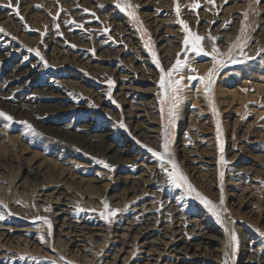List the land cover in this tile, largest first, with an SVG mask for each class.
Masks as SVG:
<instances>
[{
  "label": "rangeland",
  "instance_id": "rangeland-1",
  "mask_svg": "<svg viewBox=\"0 0 264 264\" xmlns=\"http://www.w3.org/2000/svg\"><path fill=\"white\" fill-rule=\"evenodd\" d=\"M178 2L179 18L191 30L217 38L214 42L205 39L207 51L215 43L221 52L227 53L231 48L232 54L242 61L220 69L212 87L223 153L209 98L198 80L191 81L193 85L187 80L189 75H204L212 65L211 57L189 54L191 68L196 71L184 69L179 74L188 85L183 90L185 94H181L183 99L172 129L171 148L180 169L199 192L217 205L223 196L220 214L225 223H219L184 189L169 184L161 162L145 147L162 151L167 108L162 116L160 71L144 45L150 38L165 70L175 62L184 38L175 12L177 0H131L138 6L136 11L147 35L116 7V0H19L23 20L12 8L0 7V27L4 29L0 32V65L10 61L31 70L29 77L26 74L23 78L29 79L31 88L52 93V116L69 118L58 117L47 123L51 127L47 130L37 128L29 117L0 107V111L14 118L9 122L0 117V264H223L228 239L225 227L234 229L239 240L230 264H261L254 260L264 259V0H215V6L199 0L200 7L195 10L189 7L194 0ZM7 3L8 0H0V5ZM12 4L15 7L16 0ZM244 12L248 13L247 21ZM242 22L247 26L244 33ZM105 28L109 31L105 32ZM221 28L225 36L218 30ZM227 36L234 37L226 42L228 49L223 51L221 44ZM237 37L247 38L243 56L236 47ZM30 49H38L43 61ZM180 58H184L183 53ZM109 79L114 82L111 89ZM129 85L137 88L125 94L128 90L122 89ZM138 101L144 109L140 112L146 115L137 121L135 116L130 119L127 111L130 104ZM76 105L79 106L70 110ZM132 113L135 115V108ZM75 118L88 125L94 135H108L110 141L122 138L125 161L114 164L109 158L57 137ZM151 119L161 127L156 141L134 130L140 120L150 124ZM20 121H27L35 132ZM121 122L126 127L121 128ZM208 136L209 142L202 141ZM240 147L242 150H237ZM239 152L241 156L235 157ZM221 155L226 164L219 162ZM203 158L209 163H198ZM191 159L197 160L193 163ZM100 161L114 167L105 168ZM38 165L47 168L46 177L36 173L34 167ZM143 176L150 179V185L142 184L134 190L122 182L135 177L144 179ZM105 199L111 208L122 210L111 223L99 215ZM46 200L62 204L49 206ZM78 206L85 211H78ZM37 217H47L51 229ZM133 219L136 225L150 222L160 231L145 238L136 230L115 229L118 225L127 226V221ZM83 224L105 230L85 229ZM71 226H76L77 231ZM201 226H214L206 229L205 235L210 238H196L205 230ZM134 236L140 238L133 242ZM174 238L182 241L167 249L166 243H173Z\"/></svg>",
  "mask_w": 264,
  "mask_h": 264
},
{
  "label": "snow or ice",
  "instance_id": "snow-or-ice-1",
  "mask_svg": "<svg viewBox=\"0 0 264 264\" xmlns=\"http://www.w3.org/2000/svg\"><path fill=\"white\" fill-rule=\"evenodd\" d=\"M208 4H212L215 6V0H206ZM225 3H227V0H224ZM258 2V0H256ZM0 7H9L12 8L15 15L19 16L21 20H23V16L20 15L19 10V0H16V6L13 7L12 0H8V3L6 5H0ZM102 7V5H101ZM116 7L120 9L122 12H126L127 15L137 23L140 30L143 31L147 35V29L143 27L142 21H140V18L137 14L136 8L137 5H134L131 3V0H116ZM189 7L193 10L199 9L200 3L199 0H194L192 4L189 5ZM85 12H88L89 9H84ZM175 12L178 17V23L182 26V31L184 33V38L182 41V48L180 52L176 54V60L175 62L169 67L167 70H165L161 66L160 60L157 58V53L153 51L152 43L150 38L145 42V48L148 49V51L151 53L153 63L156 64V66L159 68L160 71V79H159V86L161 91L160 95V105H161V113L162 116L165 113V108H167V119L164 123L163 128V143H162V151H156L147 145L145 147L149 152H151L155 157L159 159L161 162L160 166L164 172H166L168 177V183L176 188L184 189V192L187 196H194L195 199H197L204 207L216 218V220L224 224L225 221L222 218L220 214V209L224 204L223 196H221L219 205L214 203L212 200H210L208 197L204 196L201 192H199L190 182L182 170L179 167L178 162L174 158V154L172 152V129L175 126V121L177 119V110L179 108V105L183 99L182 92L187 87L183 81L185 80V77L183 75H179L184 69H188L190 72H195V69L191 68V60L189 58V54H192L194 56H208L211 57L212 65L210 68H208L207 72L204 75H198L193 74L189 75L187 77V80L189 82L191 81H199V83L203 86L204 93L209 98V103L211 105L212 112L216 115L217 121H216V135H217V141L219 143L220 152L223 153V143L221 140L222 137V131L219 121V112L215 107V102L212 94V87L215 83V78L220 71V69L224 68L227 64L230 63H241L242 61L238 60L233 54L232 49L230 48L227 53L221 52V50L213 43L212 50L207 51L203 45V42L205 39L215 41L217 38L211 36L210 34L205 37L199 35L196 31L191 30L189 24L183 20L180 19V13H181V7L177 0V3L175 4ZM93 16H95V13H92ZM245 17V21L248 19V13H243ZM98 19V17H97ZM74 23V21H73ZM57 28H59V24L56 25ZM77 27H82V25L77 24ZM246 24L242 22V28L241 32L244 33L246 31ZM105 32H108L109 29L105 28ZM0 32H4V29L0 27ZM247 44V38L244 37L243 39L241 37H237V44L236 47L239 49L240 55L244 54V48ZM73 47H75L73 45ZM30 51H34L35 54L40 57V59L43 61V56H41V53L38 49H30ZM94 51V50H93ZM181 53H183V59L180 58ZM247 59H251V57H247ZM45 66L47 67V62L44 61ZM177 75H179V79H177ZM109 88L113 87L114 82L109 79L107 81ZM109 98L111 99V92L108 93ZM115 103V101H113ZM0 117H4L6 121H13V117L5 112L0 111ZM19 123L26 125V127L30 130L35 132V129L31 124H29L27 121H20ZM121 128L126 127L123 122L119 125ZM104 164L105 168L111 169L114 166H110L106 161H100ZM221 164H226L227 161L224 159L223 155L220 157ZM170 165V168L168 167ZM223 172L220 173L221 179L223 178ZM6 207V205H5ZM78 211H85V209L80 208L78 206ZM227 211L226 209H224ZM89 211L95 212V209H89ZM122 210L117 208H111L108 201L105 199L103 201V209L99 212V215L101 218H103L105 221L111 223L112 218L116 217ZM0 219H3V216H0ZM37 220H43L45 224L48 225L49 230L51 229V222L47 219V217H37ZM225 232L228 237L226 242V251H225V260L223 261V264H230V261L234 258L239 245L238 235L234 229L229 230L227 227H225ZM261 235H264V232L261 233ZM227 249H230L231 251H228ZM68 264H72L71 261L68 262Z\"/></svg>",
  "mask_w": 264,
  "mask_h": 264
},
{
  "label": "bare ground",
  "instance_id": "bare-ground-1",
  "mask_svg": "<svg viewBox=\"0 0 264 264\" xmlns=\"http://www.w3.org/2000/svg\"><path fill=\"white\" fill-rule=\"evenodd\" d=\"M14 1V0H13ZM145 6V5H144ZM26 8V7H25ZM6 9V8H5ZM26 10H28V6L26 8ZM75 10V9H74ZM186 13V12H185ZM192 14V13H191ZM241 14V13H240ZM152 16V15H151ZM81 18V17H80ZM201 22V21H200ZM239 22V21H238ZM208 25V24H207ZM238 25H236L237 27ZM199 27V26H198ZM223 35H224V32L223 31V28L221 29H218ZM225 30V29H224ZM235 30V29H234ZM236 30H238V28H236ZM214 32V31H213ZM237 32V31H236ZM235 32V33H236ZM227 34V33H226ZM225 36V35H224ZM179 37V36H178ZM228 38L224 39L221 46H222V50L223 51H227L228 47L225 46L226 42L230 43L231 42V39H233L234 36L230 37V36H227ZM161 39V38H160ZM164 39L162 38L161 41H163ZM172 40V39H171ZM6 44V43H5ZM163 45V44H162ZM164 47V46H163ZM4 48V47H3ZM11 48V47H10ZM55 49V48H54ZM6 50V49H5ZM4 50V51H5ZM15 50V49H13ZM62 50V49H61ZM169 51V50H168ZM12 52H15V51H12ZM145 53V52H144ZM170 54V53H169ZM12 55V54H11ZM173 55V54H172ZM169 56V55H168ZM2 57V56H1ZM8 58V56H6ZM3 60V59H2ZM1 60V61H2ZM9 60V59H8ZM12 60V59H10ZM199 60V58H198ZM16 61V60H15ZM192 62V61H191ZM198 62V61H197ZM204 64V62H203ZM195 66L197 65L194 64ZM26 67V66H25ZM35 69V68H34ZM36 70V69H35ZM31 70H28V69H24L23 66H19V65H14L13 63H11L10 61H7V62H2L1 65H0V107H3L7 110H9L11 113H16L18 115H21V116H25V117H29L30 120L34 121L35 123V126H37V128H45V129H49L51 127L47 126V123L51 122V121H54L55 119H57L59 116H52V112L54 114V111L55 109H53V106L50 104V98L54 97L52 95V93H50L49 91H47L46 89H42V90H39V89H33L31 88L30 86V83H28V80H26L28 77H29V73H30ZM27 75V78L24 79L23 77ZM143 77V76H142ZM33 78V77H32ZM145 78V76H144ZM36 79V78H35ZM13 80H15L14 82H12ZM149 81V80H148ZM187 81V80H186ZM28 83V84H25V83ZM34 83V82H33ZM191 83V82H190ZM37 84V83H35ZM188 85V83H186ZM192 84V83H191ZM34 85V84H33ZM193 85V84H192ZM190 86V85H189ZM188 86V87H189ZM137 87L135 86H131L129 85V87L127 88H123L122 90H128L125 91V94H129L131 90H134L136 89ZM190 89H192L193 87H189ZM187 89V88H185ZM184 89V90H185ZM196 89V88H195ZM141 90V89H140ZM139 90V91H140ZM189 90V89H188ZM197 90V89H196ZM86 91V90H85ZM187 91V90H186ZM141 92V91H140ZM143 92V91H142ZM141 92V93H142ZM192 92V91H191ZM191 92L189 94H191ZM194 92V90H193ZM192 92V93H193ZM122 93V92H121ZM183 94H185V91H183ZM188 95V93H187ZM8 98H11V99H8ZM53 100V99H52ZM99 100V99H98ZM103 100V99H102ZM104 101V100H103ZM53 102V101H52ZM102 103V101H100ZM105 102V101H104ZM107 102V101H106ZM152 102V101H151ZM145 103V102H144ZM55 104V103H54ZM53 104V105H54ZM58 104V103H56ZM142 103L138 101V103H135V104H130L131 105V108L127 111L128 113V117L130 119L136 118V120L138 121L137 118H143L146 114H143V112H140L142 110H144L143 108H141V105ZM79 105H76L75 107H71L70 110H72L73 108H77ZM147 107V106H146ZM57 108V107H56ZM133 108H135V115H133ZM152 110L154 109V107L151 108ZM6 110V111H7ZM77 110V109H76ZM82 110V109H81ZM103 111V110H102ZM158 112V111H157ZM107 113V112H106ZM80 114V113H79ZM14 116V115H13ZM79 116V115H78ZM15 117V116H14ZM69 118V117H66V116H60L59 118L60 119H63V118ZM152 118V117H151ZM27 119V118H26ZM59 119V120H60ZM65 120V119H64ZM81 119L80 118H75L74 120H72V122H68L66 125H65V128H63L57 135V137L61 138L62 140H65L67 143L71 142V143H74V144H77V145H80L83 147V149L85 148L86 150H88L89 152L97 155V156H101V157H104V158H109L110 161H112V163L114 164H120L122 161H125L124 160V157H123V152H125L126 150L125 149H121V144L124 142L122 141L123 139L122 138H119V139H115L113 141H110L108 139V135H94L92 134L90 131H89V128H88V125L86 124H81ZM135 120V119H134ZM61 121V120H60ZM141 121V120H140ZM138 122L135 126H134V130L135 132H139L140 135H143L147 138H150L151 140L153 141H156L157 138H159L160 134H161V127L159 126V123L157 122V120L155 121H152L151 119V123L150 124H145V123H142V122ZM128 122H132V120L128 121ZM127 123V122H126ZM49 132V131H48ZM51 132V131H50ZM56 132H58L56 130ZM209 139H211L210 136H208L207 138L202 139V141H208L209 142ZM258 141V140H257ZM213 142V141H212ZM206 143V142H205ZM204 143V144H205ZM252 143H254L252 141ZM65 145V144H63ZM245 145V144H244ZM56 148V147H55ZM66 148V147H65ZM244 148V146L242 147ZM242 148L240 147L239 149L237 150H242ZM254 148V147H253ZM69 150H70V147H69ZM67 151V150H66ZM76 151V150H75ZM72 152V150H71ZM246 152V151H244ZM70 153V152H69ZM77 154V152H74ZM72 154V153H71ZM207 155V154H206ZM243 155V153H242ZM78 156V155H77ZM238 156H241V152L239 153H235V157H238ZM79 158V157H78ZM136 158V157H135ZM137 159L141 160L140 157H137ZM144 159V158H143ZM198 159V158H197ZM197 159H191V161L194 163L196 162ZM128 160V159H127ZM136 160V159H135ZM134 160V161H135ZM211 161V160H210ZM127 162V161H126ZM132 162V161H131ZM145 162V161H144ZM152 162V161H151ZM209 163V160L207 161V159H200L198 160V163H202V164H206V163ZM123 163V162H122ZM125 163V162H124ZM136 163V162H134ZM213 163V162H211ZM42 164V163H41ZM112 164V165H114ZM146 164V163H145ZM208 165V164H207ZM55 166V165H54ZM144 166V165H143ZM148 166V165H147ZM200 166V165H199ZM210 166V165H209ZM195 167V166H194ZM36 169V173L38 175H41L42 177H46V172L48 171L47 168L43 165H38V166H35L34 167ZM147 168V167H146ZM152 169V168H151ZM193 169V168H192ZM149 170V169H148ZM54 171V170H52ZM146 171V170H145ZM158 171V170H157ZM50 172V171H49ZM149 172V171H148ZM211 172V171H210ZM154 173V172H153ZM62 174V173H61ZM55 175V174H54ZM146 175V174H145ZM144 175V176H145ZM143 176V177H144ZM150 176V175H149ZM155 176V174H154ZM51 177V176H50ZM54 177V176H53ZM52 177V178H53ZM147 177V176H146ZM151 177V176H150ZM149 177V178H150ZM148 178V177H147ZM33 181V180H32ZM52 181V180H51ZM123 183H125L127 186L129 184V186L131 187H134V190L135 188H137L136 186H139L141 187V185H150L151 181L150 179H146L144 177V179H140V178H136L133 179V180H123L122 181ZM51 183V182H49ZM78 184V183H77ZM49 184H46L44 186H48ZM43 186V185H42ZM162 186V185H161ZM144 188V187H143ZM141 188V189H143ZM166 188V187H165ZM139 188V190H141ZM146 189V188H145ZM132 190V189H131ZM129 191V190H128ZM162 193V192H161ZM145 195V194H144ZM142 198V196H141ZM47 202H49V206H50V203H55V204H62V202L60 201H54V200H46ZM141 201V200H140ZM66 203V202H65ZM67 204V203H66ZM142 204V203H141ZM64 205V204H63ZM68 205V204H67ZM60 209H62L60 207ZM63 210H66V209H63ZM50 211V210H49ZM146 211V210H145ZM152 211V210H151ZM66 212V211H65ZM68 213V212H67ZM51 215V214H50ZM145 215V214H144ZM147 215V213H146ZM56 216H59V215H56ZM143 217V216H142ZM92 218V217H91ZM90 218V219H91ZM175 218V216H174ZM115 219V218H114ZM149 219V218H148ZM68 220V219H67ZM142 220V219H141ZM178 220V219H176ZM123 221V220H122ZM147 221V220H146ZM162 221V220H161ZM159 221V222H161ZM95 222V221H94ZM119 222V221H118ZM163 222V221H162ZM170 222V221H169ZM175 220L171 221V223H174ZM177 222V221H176ZM73 223V222H72ZM70 223V225L72 224ZM117 223V221H116ZM127 223H129L127 226H122V227H118L116 226L115 229L117 230H132V231H137V233H140V234H143L142 237H149V235H152V234H149L151 232L154 233L155 232H158L160 231L159 230V227H152V224L149 223H145V226H140V225H136V221L135 219H133L132 221H127ZM170 223V224H171ZM68 224V223H67ZM79 224V223H78ZM81 224V223H80ZM125 224V223H124ZM85 227V224H83ZM68 226V225H67ZM74 226V225H73ZM90 226V225H89ZM97 226V225H96ZM111 226V225H110ZM157 226V225H156ZM159 226V225H158ZM72 227V226H71ZM78 227V226H77ZM104 227V226H103ZM70 228V226H69ZM73 229L76 228L75 227H72ZM82 228V227H80ZM166 228V225L163 229ZM169 228H172L174 229V226L172 225H169ZM199 228H202V229H205L204 231H202V233H199L196 235V238L199 239V238H210L209 236L205 235L208 233V231H206V229L208 228V230L210 229H214V226L212 228L210 227H207V226H201ZM210 228V229H209ZM85 229H99V230H105L104 228H101V227H85ZM168 230V228H167ZM199 230V229H198ZM75 231H77L75 229ZM81 231V230H79ZM116 231V230H114ZM72 233V231H70ZM100 232V231H99ZM169 232H172L173 234L175 233V231H172L170 230ZM84 233V232H83ZM92 236V235H91ZM94 236V235H93ZM107 236V235H106ZM128 236V235H127ZM165 236L167 237H170L168 235L165 234ZM174 237V236H173ZM132 238V237H131ZM138 236H134L132 241L133 242H136L138 240ZM176 238V237H175ZM174 238V241L173 243H166L167 245L169 246H165L167 247V249L171 248L173 245H177L179 244L182 239L180 240H175ZM195 238V239H196ZM109 239V238H108ZM157 240V239H156ZM106 242V240H105ZM114 242V241H112ZM129 242H127L126 244L128 245ZM146 243V242H145ZM178 248L175 247V248H172V250H176ZM180 248V247H179ZM166 251V250H165ZM7 252V251H6ZM178 252H182V251H178ZM10 253V252H9ZM3 254V253H2ZM2 256V255H1ZM171 256V255H170ZM177 259H179L180 257H176ZM43 259V258H42ZM180 259H183V258H180ZM253 260V259H252ZM37 261V259H36ZM44 262V261H43ZM62 262V261H61ZM254 262H258V263H261V264H264V259L262 260V258H260L259 260H254ZM58 263V262H57ZM64 264V263H63ZM209 264V263H208ZM212 264V262H211Z\"/></svg>",
  "mask_w": 264,
  "mask_h": 264
}]
</instances>
